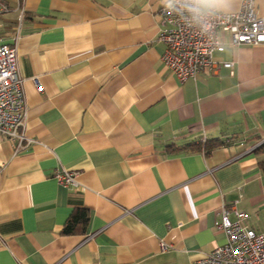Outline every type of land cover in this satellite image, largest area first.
<instances>
[{"label": "crops", "instance_id": "0c3cea01", "mask_svg": "<svg viewBox=\"0 0 264 264\" xmlns=\"http://www.w3.org/2000/svg\"><path fill=\"white\" fill-rule=\"evenodd\" d=\"M160 4L0 0L30 140L15 151L0 134V264H196L225 241L223 204L264 233V44L227 45L212 58L231 67L179 81L161 60ZM76 209L87 222L64 234Z\"/></svg>", "mask_w": 264, "mask_h": 264}, {"label": "built area", "instance_id": "2783aa9c", "mask_svg": "<svg viewBox=\"0 0 264 264\" xmlns=\"http://www.w3.org/2000/svg\"><path fill=\"white\" fill-rule=\"evenodd\" d=\"M155 15L159 25L158 40L164 44L161 60L179 81L195 78L206 68L231 67L229 61L219 63L212 58L214 52L223 51L227 45L264 44V15L256 11L245 12L229 25L217 22L213 31L203 37L168 15L161 4ZM25 113L15 44L0 43V134L15 142V151L30 141L23 130ZM78 173L76 170H55L53 178L64 187H76ZM246 217L247 214L234 204H223L214 225L224 232L225 241L213 247L196 264H264V233L250 228ZM171 247L170 243L159 241L161 251Z\"/></svg>", "mask_w": 264, "mask_h": 264}, {"label": "clouds", "instance_id": "9594fccd", "mask_svg": "<svg viewBox=\"0 0 264 264\" xmlns=\"http://www.w3.org/2000/svg\"><path fill=\"white\" fill-rule=\"evenodd\" d=\"M259 0H160L166 13L203 37L217 22H235L245 12L253 13Z\"/></svg>", "mask_w": 264, "mask_h": 264}, {"label": "trees", "instance_id": "16d2710c", "mask_svg": "<svg viewBox=\"0 0 264 264\" xmlns=\"http://www.w3.org/2000/svg\"><path fill=\"white\" fill-rule=\"evenodd\" d=\"M202 142V143H201ZM201 145L200 149L204 152L209 151V147H207L206 139L199 142ZM255 150L259 152L263 158L259 159L258 165L262 172H264V141L258 144L255 147ZM88 216L86 210L76 209L72 214H70L69 218L65 222L63 226V233L70 234L78 231L79 225H85L87 222Z\"/></svg>", "mask_w": 264, "mask_h": 264}]
</instances>
